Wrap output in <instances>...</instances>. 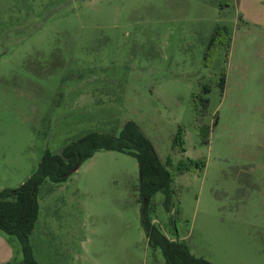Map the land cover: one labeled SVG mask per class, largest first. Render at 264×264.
Here are the masks:
<instances>
[{"label": "rangeland", "instance_id": "1", "mask_svg": "<svg viewBox=\"0 0 264 264\" xmlns=\"http://www.w3.org/2000/svg\"><path fill=\"white\" fill-rule=\"evenodd\" d=\"M130 122L172 176L147 206L161 233L212 264H264V0H0V191ZM139 185L137 160L105 151L45 180L36 264H166ZM0 264H23L2 231Z\"/></svg>", "mask_w": 264, "mask_h": 264}, {"label": "trees", "instance_id": "2", "mask_svg": "<svg viewBox=\"0 0 264 264\" xmlns=\"http://www.w3.org/2000/svg\"><path fill=\"white\" fill-rule=\"evenodd\" d=\"M101 151L126 154L137 160L140 194L143 200L146 199L142 207L141 225L150 247L161 250L165 263L212 264L192 255L182 240L168 239L148 217L147 206L154 195L163 193L168 199L172 176L159 161L149 140L132 122L127 123L118 136L92 132L66 146L61 155L46 152L38 169L23 185L0 191V231L20 242L23 264H36L29 238L39 214V187L47 179L56 184L65 182L72 169ZM180 168L179 172L185 170Z\"/></svg>", "mask_w": 264, "mask_h": 264}, {"label": "water", "instance_id": "3", "mask_svg": "<svg viewBox=\"0 0 264 264\" xmlns=\"http://www.w3.org/2000/svg\"><path fill=\"white\" fill-rule=\"evenodd\" d=\"M78 168H79V165L76 166L74 169H72L71 173L76 172L78 170ZM143 202H144V205H145L146 204V199L145 198H144Z\"/></svg>", "mask_w": 264, "mask_h": 264}, {"label": "crops", "instance_id": "4", "mask_svg": "<svg viewBox=\"0 0 264 264\" xmlns=\"http://www.w3.org/2000/svg\"><path fill=\"white\" fill-rule=\"evenodd\" d=\"M170 240H173V239H170Z\"/></svg>", "mask_w": 264, "mask_h": 264}]
</instances>
